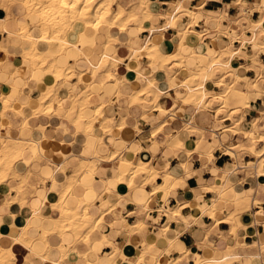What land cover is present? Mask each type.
I'll return each instance as SVG.
<instances>
[{"label": "clouds", "instance_id": "clouds-1", "mask_svg": "<svg viewBox=\"0 0 264 264\" xmlns=\"http://www.w3.org/2000/svg\"><path fill=\"white\" fill-rule=\"evenodd\" d=\"M0 13V264H264V0Z\"/></svg>", "mask_w": 264, "mask_h": 264}, {"label": "crops", "instance_id": "crops-1", "mask_svg": "<svg viewBox=\"0 0 264 264\" xmlns=\"http://www.w3.org/2000/svg\"><path fill=\"white\" fill-rule=\"evenodd\" d=\"M3 15V13H0V16H2ZM122 192L124 191V188H123V186L121 187V189H120Z\"/></svg>", "mask_w": 264, "mask_h": 264}]
</instances>
